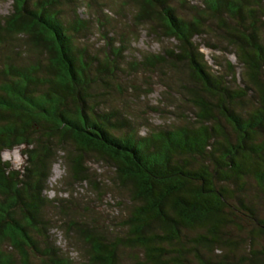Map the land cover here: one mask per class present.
<instances>
[{"label":"trees","instance_id":"obj_1","mask_svg":"<svg viewBox=\"0 0 264 264\" xmlns=\"http://www.w3.org/2000/svg\"><path fill=\"white\" fill-rule=\"evenodd\" d=\"M62 1L11 0L0 16V264H264V0H122L97 19L106 35L94 51L76 44L89 27L76 0ZM125 6L132 27L176 43L129 56L133 29L104 28ZM201 45L238 64L213 54L212 68ZM178 70L157 104L171 120L133 116L127 99L152 90L134 76ZM109 89L122 106L105 101ZM19 146L16 168L2 152ZM58 161L66 185L89 187L102 210L45 194Z\"/></svg>","mask_w":264,"mask_h":264},{"label":"rangeland","instance_id":"obj_2","mask_svg":"<svg viewBox=\"0 0 264 264\" xmlns=\"http://www.w3.org/2000/svg\"><path fill=\"white\" fill-rule=\"evenodd\" d=\"M62 1V0H61ZM122 0H111L112 5V9H108L106 6H103V2L102 1H97V3L94 2V4L92 3L91 6H89L87 3H89V0H76V4H75V9L78 13V15L83 18L86 19L89 23V27H88V32H87V36L86 37H81L78 36L76 39V44L78 45H87L90 49H92V51L96 50L97 47L99 46H103L105 43V38L103 35V32L101 31L102 29H99V24L97 19L100 18V15H107L110 16L111 18L114 17L115 11L117 10V8L120 6V2ZM174 2H176L175 0H173ZM192 1L191 3H197L198 0H190ZM63 2V1H62ZM101 2V3H100ZM59 13L61 15H68L71 12V9H74V6H69L67 4H59ZM12 6H11V0H0V16H6L7 14H9L11 12ZM131 8H129V6H125L123 7V11L124 13L126 12L127 14L130 12ZM129 15H127V17H119L118 19H116L117 22H115V20H111V23L115 26V28H110L109 26H104L106 32L109 31V34L107 36H110L112 34L113 31H115L116 29L120 30L122 29V31H126L128 29H133L134 33L131 34L130 37V42L128 43V50L127 53L129 56L131 57H139L140 54H150V52L152 53H157V52H163V47H170L173 46L176 41L173 39H166V38H160V33L156 32L155 34H151L150 36H148L147 33V29L142 27H132L133 23H130V18ZM113 35V34H112ZM111 35V36H112ZM129 35V34H128ZM127 35V36H128ZM115 36V35H114ZM205 37V38H204ZM263 37H264V32H263ZM127 38V37H126ZM129 38V36H128ZM208 37H206L205 35H202L199 37H197V39H195L197 42L198 41H203L205 39H207ZM114 39H117V37L115 36ZM201 52L204 54L205 59L207 60V63L212 67H214L213 64V59H212V55L215 54L217 56H224V58L230 60L232 63H235L236 65L238 64V62L236 61V58L233 54H230L228 52H224V51H219V50H212L206 46L201 45ZM222 57L221 61L222 60ZM241 67L237 66L236 68V72L237 74L239 73ZM181 71V70H178ZM177 71V73L173 72L170 73L172 75H170L169 73L166 75L167 77H162L160 74H150L148 75L146 72L144 71H139V73L137 75L134 76L135 81H137L136 83L139 84V86H141L142 88H144V84L141 80H144L145 77L149 76L151 83H152V90L151 93L149 94H143V97L139 98V93L136 92L134 94H132V101L128 102V97H126L125 95L122 96V98L127 99V103L130 106V108L133 109L132 111V115L133 116H137V117H146L148 118L150 125L152 127H154L155 125H157L158 127H162L164 124H166V122L170 121L172 118V115L167 111L165 112H161L160 111V106L157 105L159 102L164 101L163 97L166 96L165 92H163V88H164V83L166 84V82H169L171 80H179V78H181L183 76L182 72L179 73ZM120 81L121 82H125L126 76L122 75L120 76ZM133 78V77H131ZM128 82V81H127ZM169 93V98H175V100L180 99L181 97L180 95H176L175 93L173 94V92H168ZM106 99L105 101H107L109 104V106H119L123 104V101L120 100V96L118 95L117 92L114 89H109L108 94H105ZM104 95V96H105ZM118 95V96H117ZM103 96V97H104ZM126 102H124V105ZM157 107L159 108L157 111H154V108ZM169 110V109H166ZM151 128V127H150ZM147 132L146 128H140V133L143 134ZM23 150V146H19L16 147L12 150L9 151H4L2 152V158L5 161H8L12 164V166L16 167V168H20V166L25 164V155L22 153ZM90 171L92 172H96L99 174H102V176L100 177L103 180H108L112 177V171L111 169H109L108 167H100L99 164H94V163H90ZM92 169V170H91ZM64 177V167L62 165V163L60 161H58L57 163H55L51 169V176L49 178V182H48V188L45 192V194L50 197H60V198H68L70 195L71 197H73V199L75 201L78 200V198H84L87 200H83V201H79L76 202L74 207H78L81 205H88L89 207L92 208H96L95 206H97L98 210H102V208H99L98 205V200L96 199V194L94 191H92L89 187L88 190L85 188H79L78 186H68L66 185L65 181L62 179ZM73 193V194H72ZM81 195V197H80ZM113 196H108L106 197L107 200H109V204L104 206V210L108 211L110 213H116V209L117 206H115V204L112 201ZM82 198V199H83ZM80 200V199H79ZM84 202H88L87 204H85ZM111 205V206H110ZM74 209V208H73ZM104 211V213H105ZM52 217L53 213H50ZM54 231V230H53ZM55 232V231H54ZM55 237L57 239V244L60 245L61 248L65 249L66 248V241L62 238V235L59 232L55 233ZM72 256H75V253L71 254Z\"/></svg>","mask_w":264,"mask_h":264}]
</instances>
